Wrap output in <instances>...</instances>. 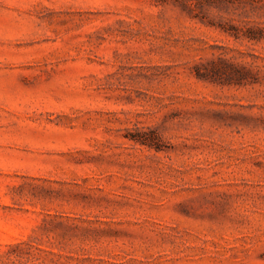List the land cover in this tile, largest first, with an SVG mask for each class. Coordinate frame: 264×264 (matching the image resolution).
<instances>
[{
    "label": "rangeland",
    "instance_id": "374dc122",
    "mask_svg": "<svg viewBox=\"0 0 264 264\" xmlns=\"http://www.w3.org/2000/svg\"><path fill=\"white\" fill-rule=\"evenodd\" d=\"M0 264H264V0H0Z\"/></svg>",
    "mask_w": 264,
    "mask_h": 264
},
{
    "label": "trees",
    "instance_id": "16d2710c",
    "mask_svg": "<svg viewBox=\"0 0 264 264\" xmlns=\"http://www.w3.org/2000/svg\"><path fill=\"white\" fill-rule=\"evenodd\" d=\"M228 31V30H227ZM228 33H231V32H228ZM232 35H234L236 38H238V35H236V34H232ZM248 37H250L251 39L252 38H255V36H251V35H248ZM196 75L198 76V77H201V73L199 72V71H197L196 72ZM137 141H140V143H142V144H147L148 142H146V141H144V140H137Z\"/></svg>",
    "mask_w": 264,
    "mask_h": 264
}]
</instances>
